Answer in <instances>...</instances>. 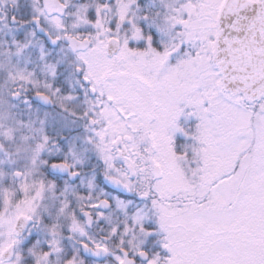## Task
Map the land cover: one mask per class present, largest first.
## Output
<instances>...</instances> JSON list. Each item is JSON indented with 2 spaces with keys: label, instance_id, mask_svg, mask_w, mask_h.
<instances>
[{
  "label": "snow or ice",
  "instance_id": "snow-or-ice-1",
  "mask_svg": "<svg viewBox=\"0 0 264 264\" xmlns=\"http://www.w3.org/2000/svg\"><path fill=\"white\" fill-rule=\"evenodd\" d=\"M0 264H264V0H0Z\"/></svg>",
  "mask_w": 264,
  "mask_h": 264
}]
</instances>
